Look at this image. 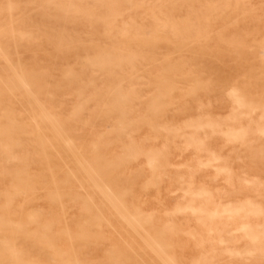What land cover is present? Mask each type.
Segmentation results:
<instances>
[{
  "label": "rangeland",
  "instance_id": "rangeland-1",
  "mask_svg": "<svg viewBox=\"0 0 264 264\" xmlns=\"http://www.w3.org/2000/svg\"><path fill=\"white\" fill-rule=\"evenodd\" d=\"M0 44V264H264V0H0Z\"/></svg>",
  "mask_w": 264,
  "mask_h": 264
},
{
  "label": "bare ground",
  "instance_id": "bare-ground-1",
  "mask_svg": "<svg viewBox=\"0 0 264 264\" xmlns=\"http://www.w3.org/2000/svg\"><path fill=\"white\" fill-rule=\"evenodd\" d=\"M94 1H95V0H94ZM95 4H96V3H95ZM98 4H99V3H98ZM97 7H98V5H97ZM100 7H101V6L99 5V8H100ZM17 8H18V7H17ZM45 9H46V8H45ZM45 9H44V10L42 9V10L45 11ZM32 12H33V11H31V13H32ZM36 14H37V13H35L34 15H36ZM51 17L54 18V16H52V15H51ZM75 19H76V18H75ZM77 20H78V19H77ZM79 22H80V21H79ZM79 22H78V23H79ZM80 23H81V22H80ZM80 25H81V24H80ZM84 27H85V26H84ZM89 28H90V27H89ZM97 42H99V41H97ZM0 45H1V44H0ZM102 45H103V44H102ZM96 46H97V44H96ZM96 46H95V48H96ZM98 46H99V45H98ZM98 46H97V47H98ZM105 46H106V45L104 44V48H105ZM97 49H98V48H97ZM99 49H101V48H99ZM99 49H98V50H99ZM98 50H97V51H98ZM58 51H59V50H58ZM105 52H106V51H105ZM105 52H104V53H105ZM95 53H99V52H95ZM104 53H103V54H104ZM99 54H100V53H99ZM99 54H98V56H99ZM101 55H102V54H101ZM4 56H5V55H4ZM102 56H103V55H102ZM99 57H100V56H99ZM104 58H105V57H104ZM106 61H107V60H106ZM109 61H110V60H109ZM111 64H112V63H111ZM8 66H9V65H8ZM10 66H11V64H10ZM111 67L113 68V66H111ZM19 68H20V67H19ZM10 70H11V69H10ZM16 74H17V73H16ZM16 74H15V75H16ZM115 75H116V77H117V74H115ZM18 77H20V76H18ZM17 79H18V78H17ZM24 87H25V86H24ZM30 92H31V91H30ZM235 93H236V92H235ZM32 95H33V94H31V96H32ZM12 96H13V95H12ZM236 101L240 102V100H239L238 98H237ZM37 103H38V102H37ZM44 113H45V112H44ZM45 115H46V114H45ZM104 116H105V115H104ZM46 117H47V116H46ZM59 135H60V134H59ZM231 135L236 136V135H238V134H236V133H232ZM79 155H80V154H79ZM79 155H78V156H79ZM82 157H83V156H82ZM83 160H84V159H83ZM63 163H64V162H63ZM96 176H97V175H96ZM89 179H90V178H89ZM182 180H183V177H182ZM100 181H101V180H100ZM102 183H103V182H102ZM100 193H101V192H100ZM88 198H89V197H88ZM104 200H105V199H104ZM115 207H116V206H115ZM118 212H119V211H118ZM134 232H135V231H134ZM248 232H249V230H248ZM248 232H247V233H248ZM136 235H137V234H136ZM250 235H251V234H250ZM148 237H149V236H148ZM251 237H252V236H251ZM149 238L151 239V237H149ZM252 238H253V237H252ZM147 239H148V238H147ZM151 240H152V239H151ZM70 242H71V241H70ZM145 243H147V240H146ZM148 243H150V242H148ZM151 243L154 244V241H152ZM148 245H149V244H148ZM154 245H155V244H154ZM151 246H152V248H151L150 246H147V247H150V248L154 251V249H153V245H151ZM132 251H133V250H132ZM133 252H134V251H133ZM133 252H132V253H133ZM134 254H135V253H134ZM136 256H137V255H136ZM137 257H138V256H137ZM138 258H139V257H138ZM160 260H161V259H160ZM170 261H171V260H170ZM76 264H77V263H76Z\"/></svg>",
  "mask_w": 264,
  "mask_h": 264
}]
</instances>
